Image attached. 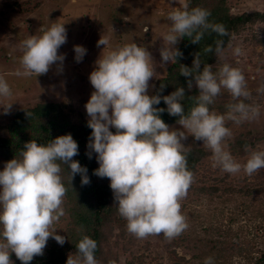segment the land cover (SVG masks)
I'll return each instance as SVG.
<instances>
[{
  "label": "clouds",
  "instance_id": "1",
  "mask_svg": "<svg viewBox=\"0 0 264 264\" xmlns=\"http://www.w3.org/2000/svg\"><path fill=\"white\" fill-rule=\"evenodd\" d=\"M178 3L180 7L167 15L170 28L163 37L165 46L160 49L161 66L169 61L175 63L183 55L176 45L185 37L198 44L208 30L228 35L224 25L209 22L211 13L207 9H189L185 0ZM64 25L53 23L42 35H32L22 42L23 70L18 69L17 76L45 75L57 62H60L58 70H63L65 55L58 50L67 42ZM101 45L105 47L89 76L94 91L85 105L90 117L87 126L92 129L86 155L91 159L96 153L99 164L93 174L110 180L114 203L119 215L127 221L129 233L137 238L162 234L173 239L188 228L180 201L186 198L194 182L183 141L189 136L202 141L212 153L213 167L233 175L243 171L251 176L264 169V151H251L244 164L237 162L226 150V140L232 135L226 122L240 124L255 119L260 115V106L245 102L251 99V93L240 68L224 63L215 72L211 65H204L201 70L196 55L192 67L182 64L180 69V74L189 78L188 90L194 86L193 77L199 90L194 97L195 106L186 114L181 103L184 87L162 96L160 92L165 85L161 84L157 94H148L150 80L157 77L148 49L133 42L105 51L109 38L103 35L97 42V47ZM206 51L213 49L209 46ZM223 51V41H216L217 56H222ZM74 52L79 63L87 49L76 45ZM242 54L241 48L236 47L235 55ZM222 90H227L234 102L226 105L224 114H218L210 106ZM258 91L264 92V87ZM12 95L9 84L0 77V97ZM161 100L166 109L154 107ZM12 105H0L3 114H9ZM165 111L178 117L176 123L183 130L165 123L161 118ZM111 128H115V133ZM77 155L79 145L69 133L46 145L35 140L26 142L19 159L5 162L0 171V264H13L11 253L22 264H30L35 256L44 254L50 237L61 246L66 242L67 238L53 229L54 223L65 215L62 206L67 193L62 175L65 166L71 183L77 174L81 175L82 186L91 182L87 167L73 159ZM97 248L96 240L83 235L76 244L77 251L69 253L66 264H98ZM109 264L117 262L112 260ZM204 264H213L212 257L205 258Z\"/></svg>",
  "mask_w": 264,
  "mask_h": 264
},
{
  "label": "rangeland",
  "instance_id": "2",
  "mask_svg": "<svg viewBox=\"0 0 264 264\" xmlns=\"http://www.w3.org/2000/svg\"><path fill=\"white\" fill-rule=\"evenodd\" d=\"M14 4L18 7L13 8ZM179 7L178 0H0V77L13 93L8 98L0 97V105L12 103L11 114L42 103H56L73 119L80 120L83 114L88 122L85 105L94 91L89 76L105 47H97L102 35L109 38L105 51L135 42L152 53L158 78L150 80L149 94L172 64L169 61L161 66L160 49L170 28L167 15ZM228 8L231 14L264 12V0H229ZM53 23L65 24L67 30V42L58 50L65 55L63 70H58L57 62L45 75L17 76V70H23L22 42L32 35H42ZM76 45L87 49L79 63L75 60ZM236 47L241 48L242 55H235ZM224 63L242 70L251 102L260 106L255 119L240 124L226 122L232 132L226 150L244 164L251 151H264V92L258 91L264 87V23L250 25L232 38L223 55L218 56V67ZM221 93L231 97L227 90ZM213 110L222 114L217 108ZM9 114H3L0 108V122ZM170 127L183 130L178 124ZM239 138L249 143L243 153H236L232 146ZM183 143L187 151L196 147L206 154L196 166L186 198L180 201L188 228L170 240L162 234L137 238L127 226L119 238L121 230L116 229L109 246H105L109 251L106 255L117 264H204L207 257H212L213 264H264V169L251 176L243 171L229 174L213 167L212 153L202 141L189 136ZM5 162L0 157V171ZM210 189L214 190L206 191ZM62 206L65 215L53 229L65 236L71 220L66 196ZM15 256L10 254L13 263Z\"/></svg>",
  "mask_w": 264,
  "mask_h": 264
},
{
  "label": "trees",
  "instance_id": "3",
  "mask_svg": "<svg viewBox=\"0 0 264 264\" xmlns=\"http://www.w3.org/2000/svg\"><path fill=\"white\" fill-rule=\"evenodd\" d=\"M228 1L186 0V3L189 4V9L195 7L207 9L211 13L208 18L209 22L224 25L228 35L220 36L208 30L198 44L191 43V38L189 37L181 39L177 44V48L183 55L178 57L176 62L168 67L166 76L154 83V87L149 93L150 96L157 94L161 84L165 85L163 91L160 92L162 96L169 95L176 88L182 86L185 88V97L181 103L187 114L195 106L194 97L199 94V90L194 87L192 90H188L187 81L189 78L180 74L181 65L192 67L195 56L198 55L201 70L204 65H211L213 71H217L220 67L217 65L218 56L215 53L216 41H223V49H225L232 38L240 36L250 25L254 26L258 22L264 23V12L231 14L228 8ZM16 7L18 5L14 4L13 8ZM260 42L262 44L263 40ZM209 46L213 49L212 52L206 51ZM192 79L194 85V77ZM233 102L231 97L221 93L216 97L214 104L210 108H217L223 114L227 111L226 105ZM245 102L254 104L251 100ZM154 107L166 109L167 105L161 100V103ZM28 113L30 114L29 116ZM161 118L169 126L177 124L178 117L169 115L167 111L161 114ZM87 123L83 114L80 120L73 119L72 116L63 111L60 104L56 103H42L32 108L12 112L6 117V121L0 122V157L6 162L15 157L19 159L20 152L26 142L35 140L39 144L46 145L56 137L71 133L79 145V155L73 157V159L79 161L82 166L87 167V175L91 181L89 185L82 186L81 175L77 174L71 183L65 166L62 175L63 182L67 188L66 206L68 208H66V211L71 219L70 227L65 233L66 242L61 246L56 241L48 240L44 254L35 256L30 264H66L69 253L77 251L76 244L83 235H88L97 241L98 248L95 252V258L98 264H109V261L114 260L112 259L113 257L106 255V252L109 253V251L105 250V246H109L116 229L121 230L119 238L123 237L127 221L118 213L114 203V195L110 188V180L93 174L99 164L96 159V153L93 152L91 159L86 155L89 151L87 146L92 132ZM110 130L113 133L116 131L115 128ZM248 144L246 139L239 138L232 146L236 153H243ZM205 156L206 154L203 150L196 147L187 151V166L193 174L196 173V166ZM13 264H22V262L15 256Z\"/></svg>",
  "mask_w": 264,
  "mask_h": 264
}]
</instances>
